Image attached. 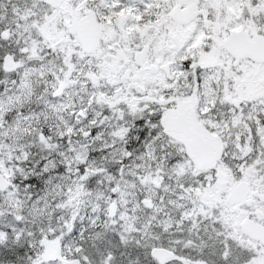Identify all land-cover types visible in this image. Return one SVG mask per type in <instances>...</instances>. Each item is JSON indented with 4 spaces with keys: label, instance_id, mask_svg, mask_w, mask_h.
<instances>
[{
    "label": "snow or ice",
    "instance_id": "obj_1",
    "mask_svg": "<svg viewBox=\"0 0 264 264\" xmlns=\"http://www.w3.org/2000/svg\"><path fill=\"white\" fill-rule=\"evenodd\" d=\"M0 264H264V0H0Z\"/></svg>",
    "mask_w": 264,
    "mask_h": 264
}]
</instances>
